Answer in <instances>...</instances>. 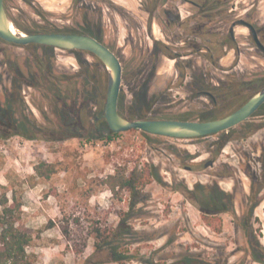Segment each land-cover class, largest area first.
<instances>
[{
	"label": "rangeland",
	"instance_id": "rangeland-1",
	"mask_svg": "<svg viewBox=\"0 0 264 264\" xmlns=\"http://www.w3.org/2000/svg\"><path fill=\"white\" fill-rule=\"evenodd\" d=\"M121 1L136 16L139 0ZM108 2L6 0V8L24 33L110 45ZM118 24L123 44L126 23ZM248 34L240 28L237 41ZM232 47L217 63L122 64L120 114L198 122L232 114L264 88V53ZM107 88V69L87 52L0 39V197L18 194L38 264H264V105L210 137L127 132L109 146ZM43 162L57 168L49 180L36 174ZM118 171L148 184L112 192L104 181ZM214 213L222 223L209 227L203 216Z\"/></svg>",
	"mask_w": 264,
	"mask_h": 264
},
{
	"label": "flooded vegetation",
	"instance_id": "flooded-vegetation-1",
	"mask_svg": "<svg viewBox=\"0 0 264 264\" xmlns=\"http://www.w3.org/2000/svg\"><path fill=\"white\" fill-rule=\"evenodd\" d=\"M108 4L112 34L106 46L122 64L217 63L233 45L250 46L256 57L264 53V0H139L136 16L126 14L121 0ZM118 21L126 23L123 44ZM240 28L249 33L242 44L237 41ZM212 34L217 40H211ZM126 41L129 57L124 56Z\"/></svg>",
	"mask_w": 264,
	"mask_h": 264
},
{
	"label": "water",
	"instance_id": "water-1",
	"mask_svg": "<svg viewBox=\"0 0 264 264\" xmlns=\"http://www.w3.org/2000/svg\"><path fill=\"white\" fill-rule=\"evenodd\" d=\"M16 30V31H14ZM0 39L18 46L41 45L67 52H87L98 58L108 71V88L104 118L111 132H142L177 140H192L227 132L253 117L264 105V88L232 114L212 121L129 120L119 112L123 84L120 59L102 42L84 34L36 33L20 31L11 20L6 0H0ZM264 51V48L261 47ZM209 162L206 167H212Z\"/></svg>",
	"mask_w": 264,
	"mask_h": 264
},
{
	"label": "trees",
	"instance_id": "trees-1",
	"mask_svg": "<svg viewBox=\"0 0 264 264\" xmlns=\"http://www.w3.org/2000/svg\"><path fill=\"white\" fill-rule=\"evenodd\" d=\"M12 21L19 27L14 19H12ZM143 134L145 136H150L146 133ZM116 136H118V134L110 132L107 139L112 140ZM35 171L41 179L49 180L57 173V168L54 164L43 162L35 167ZM104 184L112 192H116L118 189L133 192L141 189V187L147 185L148 182L144 180L143 175L127 176L125 173L118 171L115 175L109 176L107 180L104 181ZM22 217L23 204L18 194L12 191V199H10L8 193H3L0 197V264H38L36 255L28 251L38 238L28 231L27 227L22 223ZM203 221L209 227H211L215 221L219 224L222 223L221 220H216L215 217L207 215L203 216ZM222 231V226L216 228L217 233L221 234ZM101 238V243H105L108 241L109 237L103 238L101 236ZM116 261L118 264H126L122 259Z\"/></svg>",
	"mask_w": 264,
	"mask_h": 264
},
{
	"label": "built area",
	"instance_id": "built-area-1",
	"mask_svg": "<svg viewBox=\"0 0 264 264\" xmlns=\"http://www.w3.org/2000/svg\"><path fill=\"white\" fill-rule=\"evenodd\" d=\"M124 133H122V134H118V136H116L115 138H113L112 140H110V142H106L109 146H112L113 144H114V141L115 140H117V142L118 143H122V141H123V137H122V135H123Z\"/></svg>",
	"mask_w": 264,
	"mask_h": 264
},
{
	"label": "crops",
	"instance_id": "crops-1",
	"mask_svg": "<svg viewBox=\"0 0 264 264\" xmlns=\"http://www.w3.org/2000/svg\"><path fill=\"white\" fill-rule=\"evenodd\" d=\"M165 249H166V248H165ZM167 249H168V248H167ZM163 250H164V249H163ZM163 250H162V251H163Z\"/></svg>",
	"mask_w": 264,
	"mask_h": 264
},
{
	"label": "bare ground",
	"instance_id": "bare-ground-1",
	"mask_svg": "<svg viewBox=\"0 0 264 264\" xmlns=\"http://www.w3.org/2000/svg\"><path fill=\"white\" fill-rule=\"evenodd\" d=\"M14 31H16V30H14Z\"/></svg>",
	"mask_w": 264,
	"mask_h": 264
}]
</instances>
